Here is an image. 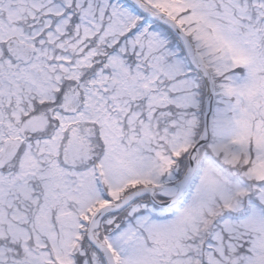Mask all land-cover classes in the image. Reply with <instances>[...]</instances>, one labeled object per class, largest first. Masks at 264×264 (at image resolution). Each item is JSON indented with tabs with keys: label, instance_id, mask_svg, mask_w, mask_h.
<instances>
[{
	"label": "snow or ice",
	"instance_id": "snow-or-ice-1",
	"mask_svg": "<svg viewBox=\"0 0 264 264\" xmlns=\"http://www.w3.org/2000/svg\"><path fill=\"white\" fill-rule=\"evenodd\" d=\"M0 264H264V0H0Z\"/></svg>",
	"mask_w": 264,
	"mask_h": 264
}]
</instances>
